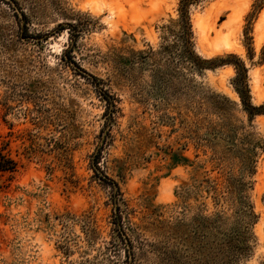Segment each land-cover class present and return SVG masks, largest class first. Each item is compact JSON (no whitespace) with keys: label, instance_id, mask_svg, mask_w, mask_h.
Returning <instances> with one entry per match:
<instances>
[{"label":"rangeland","instance_id":"obj_1","mask_svg":"<svg viewBox=\"0 0 264 264\" xmlns=\"http://www.w3.org/2000/svg\"><path fill=\"white\" fill-rule=\"evenodd\" d=\"M180 3L0 0V264H264V0Z\"/></svg>","mask_w":264,"mask_h":264},{"label":"trees","instance_id":"obj_2","mask_svg":"<svg viewBox=\"0 0 264 264\" xmlns=\"http://www.w3.org/2000/svg\"><path fill=\"white\" fill-rule=\"evenodd\" d=\"M200 2V0H181L180 3V18H179V25H180V32L181 35L184 37L185 40V52L191 57H194L193 52V45L191 42L192 38V21L190 15V8L193 4ZM190 57V58H191ZM236 69L238 71V76L236 77L235 84L238 94L240 95L245 110L249 113L250 116H255L257 114H264V105L260 107L252 106L249 101V89L247 84V69L243 63L237 62L235 64ZM16 163L11 159H6L5 156L0 155V172L11 171L15 170ZM104 180L109 181L116 192V196L119 194L120 190L118 185L113 180H110L107 176H103ZM116 218V226L117 232L121 239L125 240L127 244L130 243V238L127 236V232L125 230L123 224V216L120 208L118 207L115 212ZM129 255L131 254L130 251L128 252Z\"/></svg>","mask_w":264,"mask_h":264}]
</instances>
